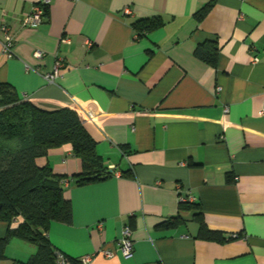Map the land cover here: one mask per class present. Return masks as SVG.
<instances>
[{
  "label": "crops",
  "instance_id": "crops-1",
  "mask_svg": "<svg viewBox=\"0 0 264 264\" xmlns=\"http://www.w3.org/2000/svg\"><path fill=\"white\" fill-rule=\"evenodd\" d=\"M39 1L0 0V80L40 109H74L111 173L75 184L81 162L69 144L37 159L66 176L71 202V222L48 226L52 247L92 255L89 264H264V0H212L200 21L193 14L210 0H51L36 27L23 25ZM155 16L163 24L146 34L132 26ZM208 40L219 46L216 68L194 55ZM58 59L49 82L44 73ZM179 196L193 198L209 229L238 236L197 237L196 209ZM177 215L176 225H161ZM125 224L130 257L116 249ZM8 227L0 221V237ZM36 250L12 237L0 264H22Z\"/></svg>",
  "mask_w": 264,
  "mask_h": 264
},
{
  "label": "trees",
  "instance_id": "trees-1",
  "mask_svg": "<svg viewBox=\"0 0 264 264\" xmlns=\"http://www.w3.org/2000/svg\"><path fill=\"white\" fill-rule=\"evenodd\" d=\"M212 4V0L208 1L193 17L202 20ZM162 24L163 20L155 16L138 19L132 26L139 34H146ZM218 51L217 42L208 40L195 47L194 55L216 68ZM63 144H69L72 154L81 162V171L71 177L75 184L111 175L96 151L95 140L74 109H40L21 99L13 86L0 80V221L9 224L5 235L0 237V259L5 257L9 240L18 237L37 246L36 252L22 264H56L57 251L46 232L53 221L71 222V202L63 195L66 176L54 173L49 165H38L37 159ZM232 180L233 174H227V181ZM180 206L196 209L193 217L199 222L197 237L222 242L238 236L226 237L220 231L209 229L198 205L183 201ZM178 217H171L161 225H176ZM12 223L16 226H11ZM69 258L73 263L78 262Z\"/></svg>",
  "mask_w": 264,
  "mask_h": 264
},
{
  "label": "built area",
  "instance_id": "built-area-1",
  "mask_svg": "<svg viewBox=\"0 0 264 264\" xmlns=\"http://www.w3.org/2000/svg\"><path fill=\"white\" fill-rule=\"evenodd\" d=\"M51 0H40L39 3L35 4L29 14H27L23 19L22 23L25 26H30V27H36L42 20L44 14L46 13V9L49 6ZM123 13L124 14H129L130 13V8L129 6H126L123 8ZM1 31L4 34V43H3V52L7 56H12L13 51V38L11 34L9 33L8 26L6 24H2L1 26ZM90 42H86V46H89ZM37 56H41V52H35ZM63 67V62L58 59L55 62L54 68L49 71L44 73V78L49 81L53 82L59 75L60 69ZM217 91H220V86H217ZM224 112L228 111V107L224 106ZM262 115H264V109L261 110L260 112ZM66 181L64 180V183ZM192 197H185V196H179V200L181 202L183 201H192ZM101 226V224H98ZM132 229L129 224H125L124 227L122 228V233L121 236L116 240V249L121 252V254L124 257H130L133 252V241H132ZM102 256L104 257H112L115 254V250L110 248V247H102L99 249V252ZM92 259V255H84L78 258V262L80 264H89V262ZM55 261L56 264H73L72 260L67 256L66 254L57 251L55 254Z\"/></svg>",
  "mask_w": 264,
  "mask_h": 264
},
{
  "label": "water",
  "instance_id": "water-1",
  "mask_svg": "<svg viewBox=\"0 0 264 264\" xmlns=\"http://www.w3.org/2000/svg\"><path fill=\"white\" fill-rule=\"evenodd\" d=\"M94 177V176H93Z\"/></svg>",
  "mask_w": 264,
  "mask_h": 264
}]
</instances>
